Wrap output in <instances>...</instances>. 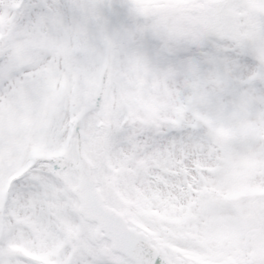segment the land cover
<instances>
[{
  "label": "snow or ice",
  "instance_id": "6c2138e0",
  "mask_svg": "<svg viewBox=\"0 0 264 264\" xmlns=\"http://www.w3.org/2000/svg\"><path fill=\"white\" fill-rule=\"evenodd\" d=\"M0 264H264V0H0Z\"/></svg>",
  "mask_w": 264,
  "mask_h": 264
}]
</instances>
